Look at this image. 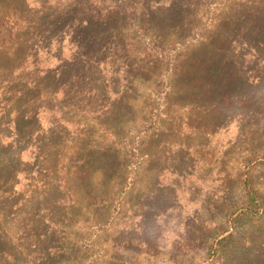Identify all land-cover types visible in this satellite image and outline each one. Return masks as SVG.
Listing matches in <instances>:
<instances>
[{
  "label": "trees",
  "instance_id": "trees-1",
  "mask_svg": "<svg viewBox=\"0 0 264 264\" xmlns=\"http://www.w3.org/2000/svg\"><path fill=\"white\" fill-rule=\"evenodd\" d=\"M263 59L264 0H0V264H88L183 128L262 148Z\"/></svg>",
  "mask_w": 264,
  "mask_h": 264
},
{
  "label": "rangeland",
  "instance_id": "rangeland-1",
  "mask_svg": "<svg viewBox=\"0 0 264 264\" xmlns=\"http://www.w3.org/2000/svg\"><path fill=\"white\" fill-rule=\"evenodd\" d=\"M183 130L172 139L178 144L172 153L164 155L170 160L159 180L151 168L141 173L140 184L122 202L114 223L93 238L99 248L84 262L260 264L264 207L260 213L254 207L244 218L238 214L248 206L240 186L245 178L264 200V164L245 163L252 153L263 156L264 146L238 134L235 123L214 138L190 137ZM180 143L190 149H179ZM229 235L234 236L232 246L217 255V240Z\"/></svg>",
  "mask_w": 264,
  "mask_h": 264
}]
</instances>
